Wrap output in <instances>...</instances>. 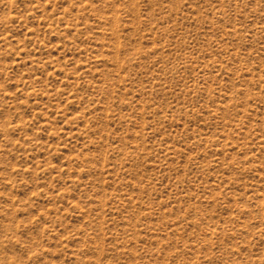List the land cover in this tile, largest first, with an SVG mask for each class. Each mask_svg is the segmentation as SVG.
<instances>
[{
	"label": "rangeland",
	"instance_id": "1",
	"mask_svg": "<svg viewBox=\"0 0 264 264\" xmlns=\"http://www.w3.org/2000/svg\"><path fill=\"white\" fill-rule=\"evenodd\" d=\"M0 264H264V0H0Z\"/></svg>",
	"mask_w": 264,
	"mask_h": 264
}]
</instances>
